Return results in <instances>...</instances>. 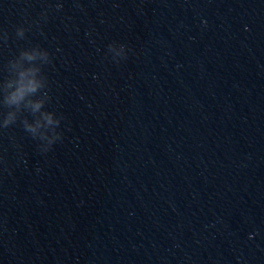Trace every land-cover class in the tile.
Masks as SVG:
<instances>
[{
  "label": "water",
  "instance_id": "obj_1",
  "mask_svg": "<svg viewBox=\"0 0 264 264\" xmlns=\"http://www.w3.org/2000/svg\"><path fill=\"white\" fill-rule=\"evenodd\" d=\"M32 49L62 140L0 128V264H264V0H0V83Z\"/></svg>",
  "mask_w": 264,
  "mask_h": 264
},
{
  "label": "clouds",
  "instance_id": "obj_2",
  "mask_svg": "<svg viewBox=\"0 0 264 264\" xmlns=\"http://www.w3.org/2000/svg\"><path fill=\"white\" fill-rule=\"evenodd\" d=\"M16 32L23 35V28ZM113 59L106 58L110 67ZM37 60H47V53L38 49L21 51L17 60L10 62V75L0 83V107L7 109L0 113V128H7L20 118L23 131L39 142L37 147L44 154L62 140V133L57 131L60 119L45 110L47 97L40 95L45 80L35 65Z\"/></svg>",
  "mask_w": 264,
  "mask_h": 264
}]
</instances>
